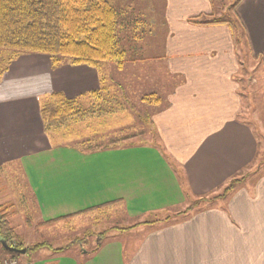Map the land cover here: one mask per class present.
I'll return each mask as SVG.
<instances>
[{
    "label": "crops",
    "instance_id": "0c3cea01",
    "mask_svg": "<svg viewBox=\"0 0 264 264\" xmlns=\"http://www.w3.org/2000/svg\"><path fill=\"white\" fill-rule=\"evenodd\" d=\"M111 1L127 24L145 29L138 42L123 44L133 56L126 73L143 70L135 82L147 75L142 94L159 100L141 94L144 115L123 104L128 94H112L100 64L53 66L47 54L22 53L0 77V205L14 227H102L95 239L43 261L24 253L25 263L264 264V166L245 174L262 158L264 121L258 132L245 118L256 108L240 77L245 56L264 66V0L236 9L243 45L226 23L193 21L215 13L212 0ZM54 92L85 109L104 97L108 108L91 118L104 120V133L72 131L89 120L47 129L42 109ZM134 120L150 138L131 136ZM107 130L117 136L96 143Z\"/></svg>",
    "mask_w": 264,
    "mask_h": 264
},
{
    "label": "trees",
    "instance_id": "16d2710c",
    "mask_svg": "<svg viewBox=\"0 0 264 264\" xmlns=\"http://www.w3.org/2000/svg\"><path fill=\"white\" fill-rule=\"evenodd\" d=\"M215 1L212 0L214 9ZM242 1L234 0L231 4L232 14L238 22L224 19L217 9L208 15V19L201 16L193 21L226 23L232 29L236 44L243 45L247 35L236 12ZM121 21L122 10L111 0H0V53L7 52L5 57L0 56V77L6 66L22 53L47 54L53 66L62 61L97 66L116 59L121 64L124 53L117 48ZM50 98L42 109L47 129L60 127L69 120L85 119L95 113L88 109L75 110V103L60 92L52 93ZM144 100L159 101L154 97L150 101L149 97ZM238 181L240 179L232 180L222 193L232 190ZM11 217L9 209L0 205V250L4 254L17 256L20 253L8 251L3 242L11 247L26 248V255L48 246L47 242L26 246Z\"/></svg>",
    "mask_w": 264,
    "mask_h": 264
},
{
    "label": "rangeland",
    "instance_id": "374dc122",
    "mask_svg": "<svg viewBox=\"0 0 264 264\" xmlns=\"http://www.w3.org/2000/svg\"><path fill=\"white\" fill-rule=\"evenodd\" d=\"M216 9H217V13L218 14H223V18L224 19H228L229 21L232 22H238L235 20V16L232 14L233 10L232 8V3L234 2V0H216ZM224 12V13H223ZM237 12V11H236ZM127 13H130V11H126V14L124 15V19H127ZM129 17H131V15H129ZM123 20V19H122ZM129 21L127 20H123L120 22L121 24V29L117 31V36L119 37V42L117 45V48L120 49V51H123V57H122V62L121 64L119 63V61L116 60H112V61H105V62H101L99 63L101 65V71L102 74L104 75L105 80L108 79L107 81L110 83V79L112 80V90L114 92H112L113 95L115 96H119L120 93H123V95L128 94L131 98V100H129V103L125 102L124 98L123 100V104H127L129 106V110H132L134 112L139 111L142 115H144L142 112V110L138 107L139 104L137 101L138 97H141L142 94V90L149 84L148 83V79H147V75L144 76L143 78L145 79V83L143 84H138L135 82V80H137L138 78V74H141L140 71L143 70H139V69H132L130 68V70L126 73V69L128 65H130V63H132V59L131 55L127 54L125 48L123 47V44H125L127 47L130 46L132 43H134L135 41L138 42V35L141 34V30L140 28L144 29L141 25L137 26V22L133 23L130 21V24H127ZM145 30V29H144ZM241 30V28H240ZM123 40V43L120 42V40ZM7 55V52H3L0 53V56L5 57ZM130 59H129V58ZM243 62H242V69H241V73H240V77L242 78L241 80V89L242 92L244 93V96L246 97V101L247 104L248 102H251V105L253 104V106L256 108L255 110V114L253 113V109H251V107H249V109H246V117L244 115V117L249 120L250 122H252L253 127L258 131L261 132V128L263 126V121H264V66H263V61L262 58H255L253 56H245L242 58ZM152 73V72H151ZM121 81H124V87L125 89H123ZM146 89V88H145ZM103 91V90H102ZM120 91V93H119ZM123 91V92H121ZM126 91V93L124 92ZM102 93V92H101ZM142 94V95H141ZM104 94H102L103 96ZM126 96V95H125ZM144 96V95H143ZM251 96V98H250ZM145 97H149V101L152 99V97L157 99V96L154 94H146L144 97L141 98H145ZM151 97V98H150ZM250 98V100L248 101L247 98ZM255 102H253V100ZM96 102L93 103V105H95V107H92L88 109V111H92L94 110V114L92 115V117H88L87 119H73V120H69V121H75V123L78 122H82V121H87L84 125H81L80 127L77 126L78 131L76 130L77 128H72V131H76V134L80 133L82 135H87V134H99L103 131L104 133V120L100 119V117L97 120L91 119L94 117L95 114H98L97 116L101 115V112H103L105 109L108 108L109 104L107 105V103L104 101V97H102L101 99H95ZM148 101V100H147ZM245 102V100H244ZM120 105L119 101H117V103H113L114 106V110L115 109H120ZM253 107V108H254ZM138 108L140 110H138ZM82 110L85 109L83 105H76L75 106V110ZM115 112V111H114ZM100 114V115H99ZM102 117V116H101ZM90 120H92L90 123ZM69 121H67L66 123H68ZM254 121L256 122V125L254 123ZM135 124L133 125L134 127L131 128L129 130L130 134L132 137H134L135 135H137L138 137L135 139L136 141L138 140H142L145 138H150L152 134L151 129H149L148 127L146 128V130H148V132L143 129V127L140 125L138 126L136 123L137 121L134 120ZM141 123V121H139ZM138 122V123H139ZM91 124V125H90ZM75 129V130H74ZM71 130V129H70ZM80 131V132H79ZM108 131V134H105L106 136L101 139H94V141L96 143L99 144H103L104 140H108L110 138H113L117 135L116 131ZM147 132V134H141L140 132ZM136 133V134H135ZM79 135V134H78ZM104 135V134H103ZM100 136V135H99ZM102 136V135H101ZM93 143V142H92ZM262 159V160H261ZM260 159V161L258 163H256V166L251 167L249 170L245 171V174H247L248 172L251 173L252 170L254 168H261V166H264V152L262 153V158ZM263 171V169H262ZM223 189L220 190V193H222ZM149 219V218H147ZM152 219V218H150ZM16 226V230L17 232H19L21 234V236L24 239L30 240L32 241V244L35 243H40V242H47L48 246H46L44 249L42 250H35L31 253H29L28 257H30L31 261L33 260V258H37L40 257L38 260L43 261L46 258H43V260L41 259V256H46L48 254H52L54 252H58V251H62V250H67L70 249L72 251V249H76L77 247H80L81 245V241H86L88 239L93 240L95 239V236L98 233V230H102L101 226H88L86 228V230L83 232L78 231L77 229H75L76 227L74 226H57L54 227L52 229H43V231L41 230L42 226L41 224H38V228L37 231L34 232V228L35 225L33 226H29V225H23L18 224L17 222L15 223ZM88 228H90L91 230H89ZM28 229V230H27ZM89 230V231H88ZM33 231V232H32ZM32 232V233H29ZM23 233V234H22ZM28 236V238H26ZM30 236V237H29ZM41 237V238H40ZM73 246H75V248H72ZM86 249H88V247H85ZM0 252H2L0 250ZM3 253V252H2ZM4 254V253H3ZM24 254H17V256L15 255H10L8 253H5L4 255H2L0 253V261H4L5 259L11 258V259H17L19 260L18 264H26L25 263V257H23ZM32 263V262H31Z\"/></svg>",
    "mask_w": 264,
    "mask_h": 264
},
{
    "label": "water",
    "instance_id": "95a60500",
    "mask_svg": "<svg viewBox=\"0 0 264 264\" xmlns=\"http://www.w3.org/2000/svg\"><path fill=\"white\" fill-rule=\"evenodd\" d=\"M3 246L10 252H15V253H20V254L26 253V248L19 249L16 247H11L6 242H3ZM28 264H30V263H28Z\"/></svg>",
    "mask_w": 264,
    "mask_h": 264
},
{
    "label": "built area",
    "instance_id": "2783aa9c",
    "mask_svg": "<svg viewBox=\"0 0 264 264\" xmlns=\"http://www.w3.org/2000/svg\"><path fill=\"white\" fill-rule=\"evenodd\" d=\"M19 263V260L17 259H11V258H8V259H5L4 261H0V264H18Z\"/></svg>",
    "mask_w": 264,
    "mask_h": 264
}]
</instances>
